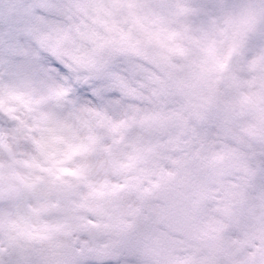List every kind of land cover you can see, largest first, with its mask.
Returning <instances> with one entry per match:
<instances>
[{"label":"clouds","instance_id":"obj_1","mask_svg":"<svg viewBox=\"0 0 264 264\" xmlns=\"http://www.w3.org/2000/svg\"><path fill=\"white\" fill-rule=\"evenodd\" d=\"M0 264H264V0H0Z\"/></svg>","mask_w":264,"mask_h":264}]
</instances>
